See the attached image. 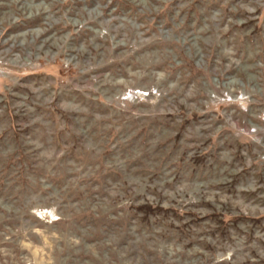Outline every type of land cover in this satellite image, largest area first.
Segmentation results:
<instances>
[{
    "label": "rangeland",
    "instance_id": "obj_1",
    "mask_svg": "<svg viewBox=\"0 0 264 264\" xmlns=\"http://www.w3.org/2000/svg\"><path fill=\"white\" fill-rule=\"evenodd\" d=\"M0 264H264V0H0Z\"/></svg>",
    "mask_w": 264,
    "mask_h": 264
}]
</instances>
